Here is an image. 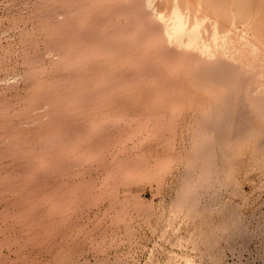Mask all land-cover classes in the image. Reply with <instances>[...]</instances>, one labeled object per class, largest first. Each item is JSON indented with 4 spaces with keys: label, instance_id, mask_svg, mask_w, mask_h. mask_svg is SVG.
Listing matches in <instances>:
<instances>
[{
    "label": "rangeland",
    "instance_id": "rangeland-1",
    "mask_svg": "<svg viewBox=\"0 0 264 264\" xmlns=\"http://www.w3.org/2000/svg\"><path fill=\"white\" fill-rule=\"evenodd\" d=\"M130 1L0 0V264H264V0Z\"/></svg>",
    "mask_w": 264,
    "mask_h": 264
},
{
    "label": "bare ground",
    "instance_id": "bare-ground-1",
    "mask_svg": "<svg viewBox=\"0 0 264 264\" xmlns=\"http://www.w3.org/2000/svg\"><path fill=\"white\" fill-rule=\"evenodd\" d=\"M149 1H151V0H149ZM152 1H153V0H152ZM170 1H171V0H170ZM130 2H133V1H130ZM134 2H135V0H134ZM134 2H133V3H134ZM139 2H141V0H140ZM139 2H138V3H139ZM144 2H145V1H144ZM188 3H189V2H188ZM197 3H198V2H197ZM233 3H234V2H233ZM130 4H131V3H130ZM134 4L136 5L137 8H135V7H131V9H132V8L139 9V8L142 6V4H141L140 7L137 6L138 4H136V3H134ZM134 4H133V5H134ZM177 4H178V3H177ZM203 4H204V3H203ZM128 5H129V3H128ZM182 5H183V4H182ZM199 5H200V4H199ZM149 6H150V5H149ZM152 6H153V3H152ZM186 6H187V5H186ZM123 7H127V8H129L130 6L128 7V6L125 5V6H123ZM146 7H147V5H146ZM163 7H164V6H163ZM181 7H182V6H181ZM187 7H188V6H187ZM201 7H202V6H201ZM147 8H148V7H147ZM149 8H151V7H149ZM154 8H155V7H154ZM105 9H106V8H105ZM108 9H109V8H108ZM129 9H130V8H129ZM142 9H143V6H142ZM196 9H197V8H196ZM122 10H124V8H123ZM122 10H121V12H123ZM125 10H127V9L125 8ZM133 10H134V9H132V11H133ZM143 10H144V9H143ZM143 10L140 9L139 12L141 11V13H143ZM182 10H183V9H182ZM254 10H255V9H254ZM132 11H130V12H132ZM145 11H146V10H145ZM147 11H148V10H147ZM147 11H146V12H147ZM152 11H154V10L152 9ZM173 11H174V10H173ZM173 11H172L171 13H173ZM180 11H181V10H180ZM197 11H198V9H197ZM130 12H128V13H130ZM133 12H134V11H133ZM135 12H137V10H135ZM149 12H150V11H149ZM175 12H177V11H175ZM253 12H254V11H253ZM125 13H126V12H125ZM141 13H139V14H141ZM151 13H152V12H151ZM154 13H156V10H155ZM158 13H159V12H158ZM177 13H178V12H177ZM179 13H180V12H179ZM185 13H186V12H185ZM196 13H197V12H196ZM132 14H133V13H132ZM139 14H138V15H139ZM144 14H145V13H144ZM148 14H150V13H148ZM148 14H147V15H148ZM181 14H182V13H181ZM181 14H180V15H181ZM133 15H134V14H133ZM133 15H132V16H133ZM138 15L135 14L134 17H135V16L138 17ZM145 15H146V14H145ZM151 15H152V14H151ZM171 15H172V14H171ZM200 15H201V14H200ZM160 16H161V14H160ZM160 16H159V17H160ZM194 16H195V15H194ZM234 16H235V15H234ZM136 17H135V18H136ZM143 17L145 18L146 16H143ZM151 17H155V18H157L158 16L156 17V16L153 14V16H151ZM162 17H163V15H162ZM186 17H188V16H186ZM184 18H185V17H184ZM227 18H228V17H227ZM132 19H134V18H132ZM136 19H137V18H136ZM140 19H141V18H140ZM151 19H153V18H151ZM157 19H159V18H157ZM172 19H173V18H172ZM193 19H194V18H193ZM210 19H211V18H210ZM217 19H218V18H217ZM125 20H127V19L125 18ZM134 20H135V19H134ZM144 20H146V19H144ZM162 20H163V19H162ZM235 20H236V19H235ZM127 21H128V20H127ZM139 21H141V20H139ZM148 21H149V20H148ZM158 21H159V20H158ZM160 21H161V20H160ZM164 21H165V20H164ZM164 21H162V22H164ZM167 21H168V20H167ZM169 21H170V20H169ZM169 21H168V22H169ZM199 21H200V20H199ZM225 21H226V20H225ZM142 22H143V21H141V23H142ZM144 22H146V21H144ZM144 22H143V23H144ZM152 22H153V21H152ZM152 22L150 21V23H152ZM215 22H216V21H215ZM113 23H114V22H113ZM117 23H118V22H117ZM117 23H115V24H117ZM127 23H128V22H127ZM133 23H134V21H133ZM136 23H137V22H136ZM139 23H140V22H138V25H139ZM143 23H142V24H143ZM146 23H147V22H146ZM146 23H144V24L146 25ZM154 23H155V19H154ZM158 23H159V22H158ZM158 23L156 22L155 24L157 25ZM169 23H170V22H169ZM172 23H173V22H172ZM190 23H191V22H190ZM204 23H205V21H204ZM224 23H225V22H224ZM129 24H130V23H129ZM142 24H141V25H142ZM144 24H143V26H144ZM161 24H163V23H161ZM161 24H160V25H161ZM186 24H188V22L185 23V25H186ZM192 24H193V23H192ZM235 24H236V22H235ZM118 25H119V24H118ZM141 25H139L138 28H140ZM163 25H164V24H163ZM165 25H166V24H165ZM167 25H168V24H167ZM193 25H194V24H193ZM202 25H203V24H202ZM231 25H232V24H231ZM237 25H238V24H237ZM242 25H243V24H242ZM136 26H137V24H136ZM153 26H154L153 24H152V28L149 26L150 29H153ZM171 26H172V25H170V27H171ZM122 27H123V26H122ZM134 27H135V25H134ZM156 27H157V26H156ZM158 27H159V24H158ZM158 27H157V28H158ZM214 27H215V26H214ZM147 28H148V27H147ZM163 28H164V27H163ZM165 28H166V27H165ZM188 28H189V27H188ZM188 28H187V26H186V27L182 26L181 18L176 16L175 22H174V24H173V26H172V28H171L173 31H172L171 29H170V30L172 31V33H173V32H177V33L180 32V36H181V35H183V36L186 35V36H187V35H189V34H191V35L193 34V37H192V36L190 37V35H189V39L186 40V41H188V42H186V44L188 43V44L190 45L191 42H194V43L197 42V40H198L197 37H198L199 35L196 37V35H195L196 32L194 31L195 29H194V30H190V29H188ZM190 28H191V27H190ZM223 28H224V27H223ZM114 29H115V28H114ZM145 29H146V28H145ZM145 29H144V30H145ZM159 29H160V31H161L162 28L159 27ZM167 29H168V27H167ZM196 29H197V27H196ZM211 29H213V28H211ZM215 29H216V28H215ZM236 29H238V27H237ZM246 29H247V28H246ZM129 30H130V28H129ZM154 30H155V29H154ZM165 30H166V29H165ZM165 30H163V31H165ZM197 30H198V29H197ZM240 30H241V29H240ZM249 30H250V29H249ZM120 31H121V30H120ZM131 31H132V30H131ZM149 31H150V30H149ZM149 31H148V32H149ZM151 31H152V30H151ZM163 31H161L160 33L162 34ZM227 31H229V30H227ZM154 32H155V31H154ZM158 32H159V31H158ZM166 32H167V30H166ZM194 32H195V33H194ZM197 32H198V31H197ZM124 33H125V32H124ZM130 33H131V32H130ZM140 33H141V32H140ZM145 33H146V32H145ZM149 33H150V32H149ZM156 33H157V31H156ZM160 33H159V34H160ZM167 33H168V35H170V34H169V31H168ZM167 33H166V34H167ZM181 33H185V35H184V34H181ZM187 33H188V34H187ZM222 33H223V32H222ZM225 33H226V32H225ZM235 33H237V32H235ZM242 33H243V32H242ZM245 33H246V32H245ZM122 34H123V33H122ZM138 34H139V33H138ZM150 34H151V33H150ZM152 34H153V32H152ZM152 34H151V36H152ZM157 34H158V33H157ZM178 34H179V33H178ZM213 34H215V33H213ZM216 34H217V33H216ZM240 34H241V33H240ZM118 35H119V34H118ZM120 35H121V34H120ZM143 35H144V34H143ZM145 35H147V34H145ZM175 35H176V38H177V34H175ZM220 35H221V34H220ZM259 35H260V34H259ZM124 36H125V35H124ZM151 36H150V37H151ZM155 36H157V35H155ZM162 36H163V35H162ZM178 36H179V35H178ZM183 36H182V39H183ZM244 36H245V35H244ZM121 37H122V36H121ZM158 37H160V40H161V36L158 35ZM164 37H166V36H164ZM169 37L171 38V36H169ZM202 37H203V36H202ZM212 37H214V36H211V38H212ZM240 37H241V35H240ZM250 37H251V36H250ZM258 37H259V36H258ZM98 38H99V37H98ZM118 38H119V37H118ZM140 38H141V37H140ZM166 38H168V37H166ZM179 38H180V37H179ZM185 38H188V36L185 37ZM196 38H197V39H196ZM206 38H207V37H206ZM219 38H220V36H219ZM242 38H243V37H242ZM262 38H263V37H262ZM141 39H142V38H141ZM158 39H159V38H158ZM195 39H196V42L193 41V40H195ZM212 39H213V38H212ZM220 39H221V38H220ZM253 39H254V38H253ZM253 39H252V40H253ZM156 40H157V38H156ZM178 40L180 41L181 39H178ZM201 40L203 41L202 38H201ZM260 40H261V39H260ZM140 41H142V40H140ZM158 41H159V40H158ZM211 41H212V40H211ZM247 41H248V40H247ZM250 41H251V40H250ZM154 42H156L155 39H154ZM159 42H160V41H159ZM159 42H158V43L156 42V43L159 44ZM163 42H164V38H163ZM163 42H162V43H163ZM183 42L185 43V41H183ZM183 42L180 43L181 46L184 44ZM189 42H190V43H189ZM205 42H206V41H205ZM127 43H128V42H127ZM129 43H130V42H129ZM178 43H179V42H178ZM182 43H183V44H182ZM246 43H247V42H246ZM252 43H253V42H252ZM117 44H118V43H117ZM160 44H161V43H160ZM163 44H165V46L167 45V44H166V39H165V43H163ZM180 44H179V45H180ZM192 44H193V43H192ZM192 44H191V45H192ZM204 44H205V43H204ZM207 44H208V43H207ZM224 44H225V43H224ZM122 45H123V44H122ZM141 45H142V44H141ZM150 45H152V44H150ZM150 45H149V46H150ZM168 45H169V44H168ZM168 45H167V46H168ZM199 45H201V44H199ZM202 45H203V42H202ZM209 45H210V44H209ZM214 45H215V44H214ZM214 45H213V46H214ZM217 45H218V44H217ZM222 45H223V44H222ZM248 45H250V44H248ZM253 45H254V44H253ZM263 45H264V44H263ZM146 46H147V45H146ZM155 46H156V44H155ZM159 46H160V45H159ZM193 46H194V45H193ZM205 46H206V45H205ZM211 46H212V45H211ZM211 46H210V47H211ZM215 46H216V45H215ZM251 46H252V45H250V47H251ZM152 47H153V45H152ZM160 47H161V46H160ZM203 47H204V45H203ZM217 47H218V46H217ZM223 47H224V46H223ZM157 48H158V47H157ZM162 48H164V47H162ZM168 48H169V47H167L166 50H168ZM170 48H172V47H170ZM181 48H182V49H185V48H186V50H187V47H186V46H185V48H184V47H181ZM194 48H197V46L194 47ZM206 48H207V47H206ZM245 48H246V47H245ZM254 48H256V47H254ZM159 49H160V48H159ZM172 49H174V47H173ZM182 49H179V51L182 50ZM188 49L190 50V47H189ZM191 49H192V48H191ZM203 49H204V48H203ZM203 49H202V50H203ZM208 49H209V48H208ZM257 49H258V48H257ZM157 50H158V49H157ZM161 50H162V49H161ZM166 50H165V52H166ZM175 50H176V49H175ZM175 50H174V51H175ZM189 50H188V51H189ZM222 50H224V49H222ZM252 50H253V49H252ZM152 51H153V49H152ZM179 51H178V52H179ZM182 51H184V50H182ZM190 51H191V50H190ZM197 51H198V49H197ZM206 51H207V50H206ZM250 51H251V50H250ZM255 51H256V50H255ZM160 52L163 53V51H160ZM168 52H169V50H168ZM170 52L173 53L172 50H171ZM175 52L178 53L177 51H175ZM202 52H203V51H202ZM207 52H209V51H207ZM211 52H212V51H211ZM153 53H154V52H153ZM171 53H170V54H171ZM189 53H190V52H189ZM257 53H258V52H257ZM157 54H158V51H157ZM163 54H164V53H163ZM178 54H179V53H178ZM187 54H188V53H187ZM193 54H194V51H193V53H191L190 56L192 57ZM206 54H207V53H206ZM222 54H223V53H222ZM222 54H220V57H221ZM258 54H259V53H258ZM161 55H162V54H161ZM196 55H197V54H196ZM204 55H205V54H204ZM204 55L200 58V60L202 59V61H203V59H204ZM259 55H260V54H259ZM155 56H156V55H155ZM187 56H189V54H188ZM198 56H199V55H198ZM210 56H211V55H210ZM256 56H258V55L256 54ZM262 56H263V54H262ZM262 56H260V57H262ZM162 57H163V56H162ZM165 57H166V56H165ZM167 57H169V56H167ZM170 57H172V55H171ZM181 57H182V55H181ZM181 57H180V58H181ZM208 57H209V56H208ZM208 57H206L207 60H210V59H208ZM142 58H144V57H142ZM184 58H187V59H188V57H185V55H184L183 59H184ZM192 58H193V57H192ZM192 58H190V59H192ZM194 58H195V55H194ZM194 58H193V60H194ZM197 58H198V57L196 56V61H197ZM214 58H215V56H214ZM222 58H223V57H222ZM256 58H257V57H256ZM258 58H259V57H258ZM263 58H264V57H263ZM187 59H186V60H187ZM190 59H189V60H190ZM198 59H199V58H198ZM212 59H213V56H212ZM212 59H211V60H212ZM218 59L221 60L220 58H218ZM167 60H169V59H167ZM207 60H206V61H207ZM255 60H256V59H255ZM259 60H260V58H259ZM169 61H170V60H169ZM221 61H222V60H221ZM224 61H225V60H224ZM142 62H144V61H142ZM178 62H179V61H178ZM186 62H187V61H186ZM210 62H213V61H210ZM187 63H188V62H187ZM192 63H193V62H192ZM199 63H200V61H199ZM204 63H205V62H204ZM222 63H223V62H222ZM184 64H185V63H184ZM189 64H190V62H189ZM194 64H195V63H194ZM205 64H206V63H205ZM211 64H212V63H211ZM223 64H224V65H227L226 63H223ZM223 64H222V65H223ZM203 65H204V64H202L201 66H203ZM208 65H209V64H208ZM217 65H218V64H217ZM193 66H194V65H193ZM197 66H198V64H197ZM210 66H211V65H210ZM227 66H228V65H227ZM231 66H232V64H231ZM185 67H187V68L189 69L188 64H186ZM191 67H192V65H191ZM214 67H215V65H214ZM214 67H212V69H213ZM183 68H184V66H183ZM197 68L199 69V67H197ZM197 68H196V69H197ZM205 68H206V67H205ZM207 68H208V67H207ZM207 68H206V70L209 69V68H208V69H207ZM219 68H220V66H219ZM223 68H224V67H222V69H223ZM225 68H230V67H226V66H225ZM257 68H258V67H257ZM192 69H193V68H192ZM194 69H195V68H194ZM200 69H203V68H200ZM214 69H215V68H214ZM214 69H213V70H214ZM253 69H254V68H253ZM190 70H191V69H190ZM203 70H204V69H203ZM220 70H221V69H220ZM226 70H228V69H226ZM258 70H259V69H258ZM258 70H257V71H258ZM204 71H205V70H204ZM204 71H203V72H204ZM211 71H212V70H211ZM224 71H225V69L223 70V72H224ZM254 71H255V69H254ZM195 72H196V71H195ZM207 72H208V71H207ZM207 72H206V73H207ZM223 72H222V73H223ZM232 72H233V68H232ZM232 72H231V73H232ZM248 72H249V71H248ZM250 72H251V71H250ZM188 73L190 74V72H188ZM188 73H187V75H188ZM196 73H198V72H196ZM199 73H200V72H199ZM218 73H219V72H218ZM222 73H220V74H222ZM225 73H226V71L224 72V74H225ZM227 73H228V72H227ZM231 73H230V75H231ZM257 73H258V72H257ZM202 74H203V73H202ZM212 74H213V73H212ZM214 74H215V73H214ZM233 74H234V72H233ZM190 75H191V74H190ZM192 75H193V74H192ZM204 75H205V74H204ZM206 75H209V74H206ZM206 75H205L204 77H205V79L208 80V78H206V77H209V76H206ZM228 75H229V74H228ZM234 75H235V74H234ZM236 75H237V74H236ZM236 75H235V77H236ZM246 75H247V74H246ZM257 75H258V74H257ZM194 76H195V74H194ZM212 76H213V75H212ZM212 76H211V77H212ZM218 76L220 77V75H218ZM232 76H233V75H232ZM239 76H240V75H238V77H239ZM187 77H189V76H187ZM191 77H192V76H191ZM200 77H201V75H200ZM214 77H215V76H214ZM223 77H225V75H223ZM227 77H230V76H227ZM235 77H234V78H235ZM240 77H241V76H240ZM240 77H239V78H240ZM242 77H243V76H242ZM244 77H245V76H244ZM244 77H243V78H244ZM250 77H251V76H250ZM192 78H194V77H192ZM192 78H191V79H192ZM198 78H199V77H198ZM209 78H210V77H209ZM212 78H213V77H212ZM221 78H222V77H221ZM202 79H203V77H202ZM215 79H216V78H215ZM226 79H227V78H226ZM230 79H231V78H230ZM241 79H242V78H241ZM241 79H240V80H241ZM244 79H246V78H244ZM249 79H250V78H249ZM255 79H256V78H255ZM218 80H219V82L222 81V83L224 84L223 81H224L225 79H224V80H221V79L218 78ZM236 80H237V79H236ZM236 80H235V81H236ZM238 80H239V79H238ZM246 80H247V79H246ZM252 80H254V79L252 78ZM252 80H251V81H252ZM192 81H194V80L192 79ZM229 81H230V80H229ZM229 81H228V82H229ZM210 82H212V80H210ZM219 82H216V83H219ZM241 82H242V84L244 83L243 81H241ZM255 82H256V81H254V83H255ZM199 83H200V82H199ZM212 83H213V82H212ZM225 83H226V81H225ZM238 83H239V82H238ZM246 83H247V82H246ZM249 83H250V82H249ZM262 83H263V82H262ZM204 84H205V83H204ZM213 84H214V83H213ZM226 84H227V83H226ZM220 85H222V84H220ZM229 85H230V84H229ZM244 85H245V84H244ZM222 86H223V85H222ZM240 86H241V85H240ZM240 86H239V88H240ZM249 86H251V85H249ZM253 86H254V85H253ZM224 87H225V84H224ZM224 87H223V88H224ZM245 87H246V85H245ZM251 87H252V86H251ZM254 87H255V86H254ZM246 88H247V87H246ZM249 88H250V87H249ZM252 88H253V87H252ZM241 89H242V88H241ZM244 89H245V88H244ZM229 90H230V87H229ZM253 90H254V89H252V92H253ZM242 91H243V90H242ZM242 91H241V93H242ZM247 91H248V88H247ZM260 91H261V90H260ZM229 92H230V91H229ZM248 92H249V91H248ZM250 92H251V90H250ZM252 92H251V93H252ZM258 93H259V92H258ZM258 93H256V97L259 95ZM261 93H262V92H261ZM257 94H258V95H257ZM240 95H241V94H240ZM252 95H253V94H252ZM254 95H255V94H254ZM254 95H253V97H254ZM246 96H247V95H246ZM250 96H251V94H250ZM230 97H231V96H230ZM237 97H240V96H237ZM253 97H251V99H252ZM259 97H261L260 99H262V96L259 95ZM242 98H243V97H242ZM248 98H249V97H248ZM222 99H223V98H222ZM222 99H221V101H222ZM224 99H225V97H224ZM240 99H241V97H240ZM243 99H244V98H243ZM260 99H259V100H260ZM227 100H228V99H227ZM254 100H255V99H254ZM259 100H257V101H259ZM263 100H264V96H263ZM263 100H261V101H263ZM223 101H225V100H223ZM223 101H222V103H223ZM251 101H253V99H252ZM251 101H250V103H251ZM257 101H256V103H257ZM225 102H226V101H225ZM227 103H228V102H227ZM227 103H226V104H227ZM261 103H262V102H260V104H261ZM239 104H240V103H239ZM263 104H264V102H263ZM223 106H224V104H223ZM223 106H222V107H223ZM228 106H229V104H228ZM257 106H258V104H257ZM218 107H219V106H218ZM225 108H226V107H224V109H225ZM252 108H253V107H252ZM246 109H248V108H246ZM254 109H255V107H254ZM259 109H260V107H259ZM222 110H223V108H222ZM227 110H230V109H228V107H227ZM227 110H226V111H227ZM238 111H239V110H238ZM219 112H222V111L219 110ZM241 112H242V110H241ZM246 112L248 113L249 111H246ZM239 113H240V112H239ZM241 116H242V115H241ZM250 118H251V117H250ZM246 120H247V119H246ZM248 122H249V121H248ZM248 122H247V123H248Z\"/></svg>",
    "mask_w": 264,
    "mask_h": 264
}]
</instances>
